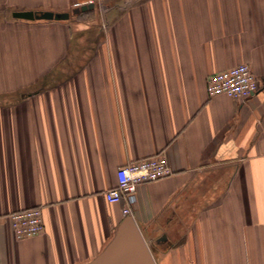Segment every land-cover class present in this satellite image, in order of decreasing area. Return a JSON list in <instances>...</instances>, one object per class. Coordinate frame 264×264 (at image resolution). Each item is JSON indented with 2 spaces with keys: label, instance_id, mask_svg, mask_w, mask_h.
<instances>
[{
  "label": "crops",
  "instance_id": "crops-1",
  "mask_svg": "<svg viewBox=\"0 0 264 264\" xmlns=\"http://www.w3.org/2000/svg\"><path fill=\"white\" fill-rule=\"evenodd\" d=\"M85 1L0 0V264H89L125 219L155 264H264V0ZM241 64L259 90L209 98ZM154 156L173 175L126 216L105 192ZM34 207L44 231L17 239Z\"/></svg>",
  "mask_w": 264,
  "mask_h": 264
},
{
  "label": "built area",
  "instance_id": "built-area-1",
  "mask_svg": "<svg viewBox=\"0 0 264 264\" xmlns=\"http://www.w3.org/2000/svg\"><path fill=\"white\" fill-rule=\"evenodd\" d=\"M96 0H87L74 4L75 8L95 5ZM259 90V81L252 68L241 64L211 75L207 79V95L214 98L226 95L232 99L245 101ZM173 175L165 156H154L122 166L117 171V184L105 192V199L111 204H124L122 212L129 216L140 186L165 179ZM12 228L17 239L39 235L45 229L42 209L34 207L12 213Z\"/></svg>",
  "mask_w": 264,
  "mask_h": 264
},
{
  "label": "water",
  "instance_id": "water-1",
  "mask_svg": "<svg viewBox=\"0 0 264 264\" xmlns=\"http://www.w3.org/2000/svg\"><path fill=\"white\" fill-rule=\"evenodd\" d=\"M92 8L93 5H88L77 11ZM13 17L24 20H66L69 13L21 11L14 12ZM89 264H155V262L135 223L131 219H125L116 229L109 244Z\"/></svg>",
  "mask_w": 264,
  "mask_h": 264
}]
</instances>
